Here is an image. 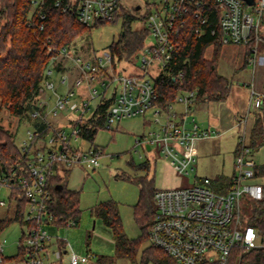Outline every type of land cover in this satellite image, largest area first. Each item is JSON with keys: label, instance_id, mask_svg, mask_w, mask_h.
Wrapping results in <instances>:
<instances>
[{"label": "built area", "instance_id": "1", "mask_svg": "<svg viewBox=\"0 0 264 264\" xmlns=\"http://www.w3.org/2000/svg\"><path fill=\"white\" fill-rule=\"evenodd\" d=\"M31 5L34 16L28 24L44 21L46 0H31ZM55 7L72 13L82 24L93 26L98 21L113 22L124 8V0H56ZM135 10L136 15L146 16L143 23L149 31L144 47L135 55L139 61L137 73H127V69L118 71L109 50L94 62H82L73 57L72 43L58 49L49 48L53 53L50 62L57 66L60 60L70 59L79 74L60 94L55 82L49 81L53 70H46L48 79L41 93L45 88L52 90L55 104L49 106L48 101L40 99L39 106L30 112L31 117L39 121L20 145L22 154L27 156L26 163L17 162L6 171H0V187L11 190L10 199L13 191H19V197L26 200L25 231L19 242L24 264H58L64 253L69 254V264H86L92 257L70 252L66 240L51 232L50 228L57 226L50 177L76 166L100 167L99 159L105 154L103 149L93 146L84 150L74 144L83 138L82 126L96 113L98 105L92 110L95 100L110 101L103 125L108 130L125 118H152L157 129L138 136L135 147L150 152L156 144L158 155L169 161L175 172L188 174L194 171L197 162V141L217 137L219 133L202 130L192 115L199 89L180 91L167 108L158 103L157 79L162 75L181 79L184 75L182 70L175 73L171 64L183 49L181 37L187 23H194L196 38L215 37L211 46L216 43L250 46L249 64L254 67L264 59L259 58L264 0L252 3L245 0H145L136 4ZM67 83L68 77L64 75L61 84ZM83 86L88 90V97L79 91ZM178 105L184 106L181 114L175 110ZM249 109L264 110V91L252 87ZM50 117L65 118V122L55 124ZM43 134L34 146L36 136ZM252 155L250 138L243 132L235 154L233 185L226 192L217 191L208 177L197 179L188 187L157 189L149 243L162 250L172 264H242L244 252L264 245L251 218L242 212L246 201L260 203L264 200V185L257 177ZM0 206H7V202L0 199ZM72 225H75L74 220L67 221L65 226ZM2 253L1 243L0 264Z\"/></svg>", "mask_w": 264, "mask_h": 264}, {"label": "trees", "instance_id": "2", "mask_svg": "<svg viewBox=\"0 0 264 264\" xmlns=\"http://www.w3.org/2000/svg\"><path fill=\"white\" fill-rule=\"evenodd\" d=\"M55 1L46 0L44 21L35 20L28 24L34 16L30 0H0V111L6 110L11 116L23 118L39 106L41 88L48 79L46 70L53 56L49 48L58 49L69 45L93 27L80 23L70 12H62L60 8L55 7ZM119 19L123 21V31L119 40L109 46V51L113 57L119 58V61H129L144 47L149 36L145 26L133 29V22L144 21L146 16L132 14L121 8L113 22ZM103 23L106 22L98 21L94 26ZM193 29L194 23L189 21L181 37L183 49L171 64L175 73L179 70L184 72L183 77L175 79L173 76L162 75L157 79L160 95L158 103L163 105L161 107L167 108L180 91L199 89L197 104L225 101L231 94L229 79L218 71L219 55L223 45L216 43L213 57L207 58L206 51L215 41V37L208 35L196 38ZM250 54L251 47L248 46L245 55L247 65ZM57 67L58 70L67 68L63 60L58 62ZM109 104L110 101L103 98L94 116L82 126L81 136L85 140L93 143L97 130L104 128ZM42 137L44 134L37 135L33 145L36 146ZM263 146L264 116L259 114L251 130L250 147L255 151ZM235 151L238 152V147ZM26 160V154H22L17 145L16 134L0 126V171H6L17 162L25 164ZM128 165L133 171L143 172V175L132 179L139 186V197L133 215L140 235L136 239H129L126 236L118 202L108 200L97 204L93 209V215L112 229L115 241V257L101 256L99 263L114 264L116 258H126L137 264H172L159 248L149 245L142 249V245L148 241L149 229L156 213L154 194L157 188L155 179L149 176L153 165L150 160L141 164H135L132 160ZM71 170L63 169L62 173L57 172L50 177L52 210L57 227L67 225V221L70 220H74L75 225L80 222V192L68 188ZM255 171L264 185V165H255ZM123 175L116 176L123 178ZM232 185L233 177L221 176L213 181L214 188L216 186V190L220 192L228 191ZM19 193L13 191L11 196V202H15L16 205L14 216L0 218V245L1 235L7 227L16 221L24 225L26 200L19 197ZM244 205L245 216L251 218L252 225L264 240V200L260 203L248 200ZM1 256L3 257L2 254ZM21 259L23 256L19 249L16 256L3 257L2 263ZM242 264H264V245L244 252Z\"/></svg>", "mask_w": 264, "mask_h": 264}, {"label": "rangeland", "instance_id": "3", "mask_svg": "<svg viewBox=\"0 0 264 264\" xmlns=\"http://www.w3.org/2000/svg\"><path fill=\"white\" fill-rule=\"evenodd\" d=\"M144 1L124 0V10L132 14L138 13L135 10L136 4ZM143 26V21L136 20L132 27L140 29ZM122 31V19L97 26L93 25L89 31L72 42L73 57L80 58L82 62H94L97 57L109 50V46L113 42L119 40ZM260 34L262 40L259 44V58H264V22ZM245 48L242 45L228 44L221 49L218 71L230 81L231 94L228 99L220 102H202L193 108L192 115L196 117L202 128H208L214 133L221 132L220 138H205L199 143V154H197L193 172L182 175L175 172L174 168L169 166V161L158 155L156 144L150 152L144 151L143 147H135L137 136L147 134L153 129L151 122H148V117L135 116L122 119L111 130L99 128L93 143L84 138H79V141L74 142L75 145L82 146L84 150L96 146L103 149L105 154L99 159L100 167L94 168L86 164L72 169L70 183L80 192L81 220L78 226H62V230L57 234L68 242L67 249L70 252L91 255V259L86 264H101L99 258L102 255L115 257L112 230L101 219L93 215L94 207L108 200L118 202L126 236L129 239L139 237L140 229L133 215L134 206L139 197V186L132 179L135 176L143 175V172L133 171L129 167L128 162L132 160L135 164L151 161L153 166L149 176L155 179L157 189L188 187L203 177L214 179L215 182L221 177L220 175L232 176L234 173L233 152L237 145L238 134L243 130V126L240 128L236 125L237 122L247 116L250 119H253L254 115L255 117L259 114L264 116V112L256 110H251L249 113L252 84L255 81L258 85L263 81L264 63L259 62L255 67L253 64H245ZM214 50V46H210L206 51V57L212 58ZM63 61L67 67L63 71H59L52 62L48 66V70H53L49 81L55 82L57 92L60 94H63L73 84L79 74L73 61L67 58ZM138 63L136 56L129 61H119V58L115 57L118 71L127 69V73H137L140 71L137 67ZM64 75L68 77L66 85L61 84ZM79 91L83 93L84 97L89 96L85 86L80 87ZM40 98L48 101L49 106L55 104V94L50 89L45 88ZM97 105L99 102L95 100L92 103V110ZM217 118L220 123L217 122ZM50 120L55 124L65 122V118L53 119L50 117ZM38 121L33 119L30 113L19 118L11 116L6 110L0 111V126L10 133L16 134L19 147L28 138V131L33 132L36 129ZM67 131L70 130L67 129ZM252 158L256 165H264V146L253 151ZM118 174H124L123 178L117 177ZM10 192L11 190L8 188L0 187V199L7 202V206H0V218L2 219L13 217L15 214V202H11ZM245 211L243 204L242 212ZM23 231H25V225L16 221L2 233L1 243L4 258H12L17 255ZM149 245L151 244L147 241L142 245V249ZM139 258L140 255L138 261ZM61 263L69 264L68 255H63ZM2 264H24V262L21 259ZM114 264L137 263L126 258H116Z\"/></svg>", "mask_w": 264, "mask_h": 264}, {"label": "crops", "instance_id": "4", "mask_svg": "<svg viewBox=\"0 0 264 264\" xmlns=\"http://www.w3.org/2000/svg\"><path fill=\"white\" fill-rule=\"evenodd\" d=\"M245 52H246V48H245ZM260 63L261 64H263L264 63V59H262L261 61H260ZM252 87H254V88H256L257 90H260V91H264V78H263V81H261V83L260 84H258V85H256V82L254 81L253 82V84H252ZM200 103H198V104H196V106H194V107H197V105H199ZM175 110L177 111V112H179L180 114L181 113H183V111H184V106H175ZM193 111H194V109H193ZM251 111H250V109H249V113H250ZM259 112V111H258ZM193 117L195 118V120H196V122H197V124L199 125V127L202 129V130H209L210 131V129H208V128H202L201 126H200V124L198 123V121H197V119H196V117L193 115ZM144 118H146V117H144ZM148 122H151V127L153 128L152 130H154V129H157V127H156V125H154V123L152 122V118H150L149 116H148ZM255 115H254V118L253 119H250L248 116L247 117H245L244 119H241L239 122H237V124L236 125H238L240 128H242V126H243V130H242V132L241 133H239L238 134V141H237V145H236V147H235V149H234V173L232 174V176H227V175H220V176H226V177H228V178H231V177H233L234 176V174H235V154H236V149H237V147H238V143H239V138H240V136L242 135V133L243 132H246V134H248V136H249V138H250V134H251V130H252V127H253V125H254V121H255ZM217 122L218 123H220V120L217 118ZM37 125H38V123H36ZM151 130V131H152ZM144 134H146V133H144ZM139 136V135H138ZM137 136V137H138ZM221 137V132H219V136H217V137H210L209 139H217V138H220ZM201 141H204V140H199V141H197V143H196V155L197 154H199V143L201 142ZM148 150H150V149H148ZM254 160V159H253ZM254 162H255V160H254ZM169 164V166L170 167H173L170 163H168ZM255 164H256V162H255ZM175 171V170H174ZM63 172V170H61L60 171V173H62ZM71 172H72V170H71ZM70 176H71V173H70V175H69V177H68V188L69 189H71V190H73V191H79V190H77V189H75V187H73L72 186V183H70L71 181H70ZM201 178V177H200ZM209 178V177H208ZM214 180V179H213ZM159 189V188H158ZM161 189H163V188H161ZM97 218V217H96ZM98 219H100V218H98ZM80 220H81V217H80ZM103 222V221H102ZM80 223V222H79ZM104 223V222H103ZM105 224V223H104ZM79 225V224H78ZM78 225H76V226H78ZM106 225V224H105ZM62 227V226H61ZM61 227H55V228H53V227H51L50 228V230H51V232L52 233H54V234H59V232L62 230V228ZM110 228V227H109ZM111 229V228H110ZM112 230V229H111ZM112 234H113V232H112ZM112 240H113V244H114V247H115V241H114V236L112 237ZM66 244L68 245V242L66 241ZM64 255H68V263H69V254H67V253H64ZM79 255V254H78ZM81 256H83V255H81ZM102 256H104V255H102ZM54 258V257H53ZM62 260H63V256H62V259H61V262H62ZM55 261V260H54ZM61 262H59L58 264H60ZM62 264V263H61Z\"/></svg>", "mask_w": 264, "mask_h": 264}, {"label": "water", "instance_id": "5", "mask_svg": "<svg viewBox=\"0 0 264 264\" xmlns=\"http://www.w3.org/2000/svg\"><path fill=\"white\" fill-rule=\"evenodd\" d=\"M245 1H247V2H249V3H252L253 2V0H245ZM148 149H150V147H148ZM61 188V187H60Z\"/></svg>", "mask_w": 264, "mask_h": 264}]
</instances>
